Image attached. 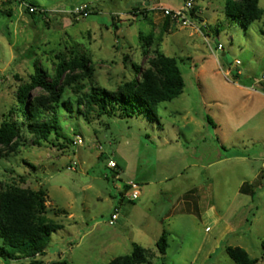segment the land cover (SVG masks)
Returning <instances> with one entry per match:
<instances>
[{
	"label": "rangeland",
	"instance_id": "obj_1",
	"mask_svg": "<svg viewBox=\"0 0 264 264\" xmlns=\"http://www.w3.org/2000/svg\"><path fill=\"white\" fill-rule=\"evenodd\" d=\"M21 1L44 8L48 25ZM187 1L157 3L175 10ZM226 1L193 0V27L181 28L165 27L144 0H0V123L24 124L18 94L37 68L48 82L63 59H85L90 69L62 76L58 103L42 88L29 94L43 108L59 106L58 134L40 140L22 126L15 146L0 147V193L45 189L44 217L64 227L52 235L45 264H109L132 256L134 245L149 250L146 264H236L229 247L264 264V13L248 29L229 25ZM78 5L91 6V16L59 14ZM160 53L178 61L185 88L156 108L157 121L88 111L85 95L138 80ZM252 86L257 93L244 89ZM129 184L139 186L135 202ZM244 185L255 196L243 194ZM115 207L120 217L111 226ZM2 248L0 239V264H30L4 259Z\"/></svg>",
	"mask_w": 264,
	"mask_h": 264
},
{
	"label": "trees",
	"instance_id": "obj_2",
	"mask_svg": "<svg viewBox=\"0 0 264 264\" xmlns=\"http://www.w3.org/2000/svg\"><path fill=\"white\" fill-rule=\"evenodd\" d=\"M29 5L42 8L32 3ZM194 11H192V16H194ZM263 13L258 0L226 1L225 15L229 25L238 23L244 29H248L262 18ZM28 15H30L29 12ZM30 17L36 21L41 16L31 14ZM169 19H164L165 27L172 26ZM49 21H46L47 25ZM58 58L61 60L60 56ZM78 68L85 72L90 70L85 59H75L72 62L63 59L57 68L56 77L52 78L51 82L46 81L47 74L42 69H36L32 84L21 87L18 94L20 103L18 112L26 121L23 124L7 117L0 123V147L15 146L20 138L22 126L40 140H48L54 133L58 134L60 126L56 110L59 106L43 108L38 101L37 104L31 102L29 94L37 88H42L50 92L54 102L58 103L62 93L60 89L57 90L60 79L68 71ZM138 73L140 74L138 80L126 83L118 91L110 92L94 88L91 93L84 96L88 111L97 113L98 117L136 118L144 115L152 121H157L156 108L179 98L184 93L185 82L175 58L160 53L151 60L149 68ZM72 79L68 77L67 84H70ZM262 91L264 92V86ZM62 106L68 111L72 109L69 101L62 103ZM49 112L54 115L53 121H41ZM118 166L121 170L123 169L122 166ZM241 192L255 196L252 186L244 185ZM46 203H48V193L45 189L34 191L14 187L7 188L0 193V239L3 241L2 256L4 259L30 260V264H45L41 257L47 256L52 235L64 228L62 224L44 217L47 212ZM262 246L264 249V242ZM168 247V236L165 233L159 239L157 248L160 254L165 255ZM227 251L236 264H258L260 262L243 249L229 247ZM149 253V250L134 245L132 256L119 257L109 264H146ZM52 264L70 263L59 261Z\"/></svg>",
	"mask_w": 264,
	"mask_h": 264
},
{
	"label": "built area",
	"instance_id": "obj_3",
	"mask_svg": "<svg viewBox=\"0 0 264 264\" xmlns=\"http://www.w3.org/2000/svg\"><path fill=\"white\" fill-rule=\"evenodd\" d=\"M19 1V0H16ZM145 3H153L152 7H148L147 10L149 11H157L163 14L164 18H170V22L172 26L181 27V28H191L192 20L194 19L192 16V11L194 10L193 0H188L184 7L180 9H171L168 7L163 6L160 3H157L158 0H144ZM25 6V10H28L29 14H35L41 16L45 21H48V16L46 15L48 12L44 8H40L37 6L29 5L27 2H21ZM59 14H70L76 20H83L87 19L92 14L91 6L89 5H78L74 7L71 11L66 13H59ZM219 50H223L224 47L220 45L218 48ZM238 64H240L238 62ZM74 144L76 146L83 145V141L79 138L75 140ZM108 167L111 169H117V162L114 160H110L108 163ZM129 190L131 191V201L135 202L140 198V189L139 186L136 184H129ZM120 217V209L115 207L110 220V225L114 226Z\"/></svg>",
	"mask_w": 264,
	"mask_h": 264
},
{
	"label": "crops",
	"instance_id": "obj_4",
	"mask_svg": "<svg viewBox=\"0 0 264 264\" xmlns=\"http://www.w3.org/2000/svg\"><path fill=\"white\" fill-rule=\"evenodd\" d=\"M146 9H148V8H146ZM245 90H248L249 92L250 91H252V92H254V93H257L258 92V90H256V88L254 87V86H252V87H249V88H244ZM260 93H262L263 95H264V92L263 91H259ZM68 219H75V217H74V215H73V213H71L69 216H68Z\"/></svg>",
	"mask_w": 264,
	"mask_h": 264
}]
</instances>
